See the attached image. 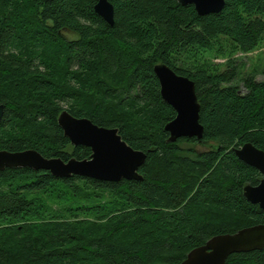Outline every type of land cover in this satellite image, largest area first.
Here are the masks:
<instances>
[{
	"label": "trees",
	"instance_id": "1",
	"mask_svg": "<svg viewBox=\"0 0 264 264\" xmlns=\"http://www.w3.org/2000/svg\"><path fill=\"white\" fill-rule=\"evenodd\" d=\"M109 1L112 26L98 0H0V151L89 159L58 124L66 110L147 154L142 179L118 183L0 171V264H180L215 236L264 224L243 194L263 176L233 151H264V78L247 76L241 92L237 68L207 58L264 45V0H226L205 16L175 0ZM157 64L195 83L204 154L167 143L176 112ZM226 264H264V250Z\"/></svg>",
	"mask_w": 264,
	"mask_h": 264
},
{
	"label": "water",
	"instance_id": "2",
	"mask_svg": "<svg viewBox=\"0 0 264 264\" xmlns=\"http://www.w3.org/2000/svg\"><path fill=\"white\" fill-rule=\"evenodd\" d=\"M175 1L182 6L193 5L200 16L221 12L226 3V0ZM95 12L105 22L114 25L115 8L109 0H98ZM154 72L160 84L162 99L176 112L175 119L164 127L169 134L167 143H176L182 138H195L202 142L204 126L200 123L201 106L195 83L178 75L166 64L155 65ZM3 116L4 106L0 105V122ZM58 124L74 147L91 149L89 159L72 158L65 162L59 158H45L35 150L17 153L0 151V171L29 168L50 172L61 179L81 176L113 183L142 179L139 169L145 164L147 154L128 145L117 128L98 126L90 119L76 118L66 110L60 114ZM233 151L239 160L255 168L263 176L258 185H247L243 194L249 203L264 210V151L252 143L234 148ZM261 250H264V224L244 228L235 234L215 236L205 245L192 250L180 264H226L233 254Z\"/></svg>",
	"mask_w": 264,
	"mask_h": 264
},
{
	"label": "rangeland",
	"instance_id": "3",
	"mask_svg": "<svg viewBox=\"0 0 264 264\" xmlns=\"http://www.w3.org/2000/svg\"><path fill=\"white\" fill-rule=\"evenodd\" d=\"M207 58L209 63L221 71L228 69L229 62H231V67H236L239 73L233 84L239 85L241 92H244L242 81L247 76L255 75L258 81L264 78V45H262L260 49L249 54L238 52L231 57H219L212 54L208 55ZM197 149L200 150L201 148L198 147Z\"/></svg>",
	"mask_w": 264,
	"mask_h": 264
},
{
	"label": "flooded vegetation",
	"instance_id": "4",
	"mask_svg": "<svg viewBox=\"0 0 264 264\" xmlns=\"http://www.w3.org/2000/svg\"><path fill=\"white\" fill-rule=\"evenodd\" d=\"M185 139H187V138L179 139L177 142H181V143H179V145H182L183 147H186V146L188 147L190 145L193 146L195 149H197L198 147H200L201 149L200 150L197 149V151H199L202 154H204V143H200V141H198V140H197V143H189Z\"/></svg>",
	"mask_w": 264,
	"mask_h": 264
}]
</instances>
